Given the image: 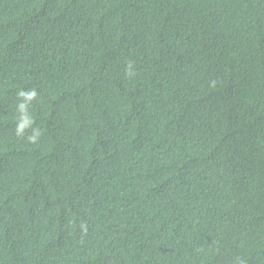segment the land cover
<instances>
[{"label": "trees", "instance_id": "16d2710c", "mask_svg": "<svg viewBox=\"0 0 264 264\" xmlns=\"http://www.w3.org/2000/svg\"><path fill=\"white\" fill-rule=\"evenodd\" d=\"M0 264H264V0H0Z\"/></svg>", "mask_w": 264, "mask_h": 264}, {"label": "clouds", "instance_id": "9594fccd", "mask_svg": "<svg viewBox=\"0 0 264 264\" xmlns=\"http://www.w3.org/2000/svg\"><path fill=\"white\" fill-rule=\"evenodd\" d=\"M20 95H22V96H26V98L31 99L32 97L35 96V92L28 93V94H25V93L21 92ZM21 109H23V105H21ZM28 123H30V121L25 120L24 123H22V124L20 125V127L17 129V133L20 134V132L23 130V128H24ZM29 139H30L32 142H35L36 135H33L32 137H29Z\"/></svg>", "mask_w": 264, "mask_h": 264}]
</instances>
